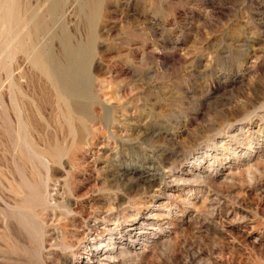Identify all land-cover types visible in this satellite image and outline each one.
Returning a JSON list of instances; mask_svg holds the SVG:
<instances>
[{
  "label": "rangeland",
  "instance_id": "1",
  "mask_svg": "<svg viewBox=\"0 0 264 264\" xmlns=\"http://www.w3.org/2000/svg\"><path fill=\"white\" fill-rule=\"evenodd\" d=\"M0 264H264V0H0Z\"/></svg>",
  "mask_w": 264,
  "mask_h": 264
},
{
  "label": "bare ground",
  "instance_id": "2",
  "mask_svg": "<svg viewBox=\"0 0 264 264\" xmlns=\"http://www.w3.org/2000/svg\"><path fill=\"white\" fill-rule=\"evenodd\" d=\"M14 9V8H13ZM8 13H10V15H7L8 17H12L14 18V14L13 11L10 10L8 11ZM6 17V16H5ZM75 58V57H74ZM38 63L41 65V67L43 68V70L47 73V75L51 76L52 79H55V81L57 82L58 85H60L59 87L63 88V91L66 94H71L72 96H79L80 94H82L81 89L79 88V86L77 85L76 81L74 80V74L73 73H68V71L66 72L64 71H60V72H54L53 70H51V68L49 67V63L48 61L40 56L38 58ZM50 78V77H49ZM51 80V79H50ZM54 81V80H53ZM54 81V82H55ZM56 85V86H58ZM58 87V88H59ZM63 94V93H62ZM65 95V94H64ZM69 97V96H68ZM71 97V96H70ZM93 247V246H92ZM95 248V246H94ZM93 249V248H92ZM91 250V249H90Z\"/></svg>",
  "mask_w": 264,
  "mask_h": 264
}]
</instances>
